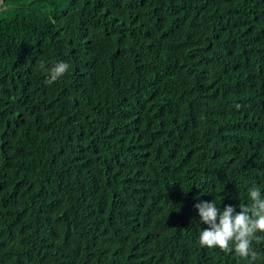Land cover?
<instances>
[{
	"label": "trees",
	"instance_id": "1",
	"mask_svg": "<svg viewBox=\"0 0 264 264\" xmlns=\"http://www.w3.org/2000/svg\"><path fill=\"white\" fill-rule=\"evenodd\" d=\"M253 185L264 0L0 7V264H251L199 244L194 205Z\"/></svg>",
	"mask_w": 264,
	"mask_h": 264
},
{
	"label": "clouds",
	"instance_id": "2",
	"mask_svg": "<svg viewBox=\"0 0 264 264\" xmlns=\"http://www.w3.org/2000/svg\"><path fill=\"white\" fill-rule=\"evenodd\" d=\"M46 73V83L51 85L63 77L70 68L65 61H56L50 66L39 65ZM248 204H240L239 211L233 205L221 209L216 199L201 201L194 207L198 210L200 222L208 225L199 233V244L209 249L219 248L224 253H232L245 261L255 264L259 254L254 249V242L264 233V192L253 185L248 188Z\"/></svg>",
	"mask_w": 264,
	"mask_h": 264
},
{
	"label": "water",
	"instance_id": "3",
	"mask_svg": "<svg viewBox=\"0 0 264 264\" xmlns=\"http://www.w3.org/2000/svg\"><path fill=\"white\" fill-rule=\"evenodd\" d=\"M6 0H0V7L5 3Z\"/></svg>",
	"mask_w": 264,
	"mask_h": 264
}]
</instances>
